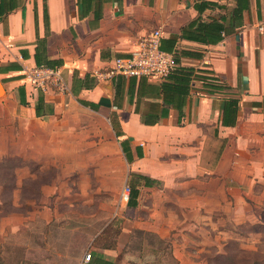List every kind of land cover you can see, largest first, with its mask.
Wrapping results in <instances>:
<instances>
[{
	"label": "crops",
	"instance_id": "1",
	"mask_svg": "<svg viewBox=\"0 0 264 264\" xmlns=\"http://www.w3.org/2000/svg\"><path fill=\"white\" fill-rule=\"evenodd\" d=\"M200 1L91 0L81 5L79 0H0V146L5 147L0 153L38 161L57 139L62 112L80 106L100 113L110 124L115 120L119 135H114L127 165L125 185L130 173L153 180L138 184L137 205L126 207L136 208L142 194L154 189L207 188L218 183L225 193H235L238 202L237 187L255 182L253 173L264 174V0H247L241 24L214 44L177 37L180 28L197 17L194 7ZM206 1L224 9L208 8L202 16L225 12L228 26L236 0ZM155 29L161 30L163 39L175 40L173 53L182 65L217 76L227 88L210 93L196 78L181 114L170 107L167 116L145 124L144 118L155 116L152 108L157 110L161 103L150 86L160 81L135 78L132 91L130 77H123L115 96L116 77L94 86L85 77L129 52L141 35ZM181 50L199 51L202 56H180ZM44 65L61 68L69 93H41L24 80V67ZM39 98L46 105L41 116L35 112ZM228 98L238 101L233 125L221 123ZM80 101L96 105L95 109ZM214 205L218 208L220 201ZM157 229L162 238H169L168 230ZM118 250L119 246L94 248L91 259L82 264H131ZM178 264L187 262L179 259Z\"/></svg>",
	"mask_w": 264,
	"mask_h": 264
},
{
	"label": "rangeland",
	"instance_id": "2",
	"mask_svg": "<svg viewBox=\"0 0 264 264\" xmlns=\"http://www.w3.org/2000/svg\"><path fill=\"white\" fill-rule=\"evenodd\" d=\"M62 114L38 161L0 153V264H82L111 246L131 264H264V174L237 187L238 202L218 183L154 189L128 208L109 121L80 106Z\"/></svg>",
	"mask_w": 264,
	"mask_h": 264
},
{
	"label": "trees",
	"instance_id": "3",
	"mask_svg": "<svg viewBox=\"0 0 264 264\" xmlns=\"http://www.w3.org/2000/svg\"><path fill=\"white\" fill-rule=\"evenodd\" d=\"M119 1V0H118ZM81 5H85L90 3L91 0H79ZM223 8L222 5L217 4L215 1H206L202 0L200 3H196L195 9L198 13L197 17L191 20L188 24L182 26L180 28V33L177 37L187 40H193L204 44H214L218 41L222 40L224 34H227L230 30L239 26L242 22V12L244 9L248 8L247 0H236V5L234 9L230 12L228 26L225 24L226 14L221 13L217 17H208L205 19L202 16L204 10L208 8ZM175 40L173 38L161 39V48L167 52L173 54L174 66L167 77L160 81L157 84H151L150 86L157 91V96L161 99V103L159 104L158 109L152 108L153 114L155 116H151V118H144L145 124H154L158 121L160 117H165L168 114V110L170 107L176 109L179 114L182 112V108L185 104L186 97L189 93L191 82L200 78L203 82L205 90L210 93H223L226 91L227 86L221 81L220 78L213 74H209L206 72H202L194 68L193 66L182 65L180 62V57L173 53V46ZM180 56L184 57H195L200 58L202 53L199 51H190V50H181ZM47 66V65H44ZM54 67V66H47ZM92 81V85L94 86L97 81L93 77V75H89L85 77ZM123 80L122 76H117L114 85L115 96L117 92H119V86L121 85ZM135 77L129 78L130 90L133 91V87L131 85L134 83ZM141 83L144 79L139 80ZM89 86V85H87ZM89 86V87H91ZM88 87V88H89ZM23 102V99H21ZM81 104L85 106H90L95 109L94 104L87 103L85 101H80ZM237 99L228 98L224 101L222 110L223 116L221 123L223 125H233L236 120V112H237ZM46 107L44 101L39 98L38 103L35 105V112L37 116H41L42 112L46 111L44 108ZM137 109V106H136ZM49 111V110H48ZM44 114V113H43ZM228 117V118H226ZM149 119H151L149 121ZM111 126L116 136L119 135V131L117 129V124L114 119L111 120ZM123 148V147H122ZM219 151L217 152L216 159L218 158ZM151 184L153 180H151L148 176L130 173V177L128 179L127 186L129 188L128 198L126 200V204L128 207H135L137 205V197H138V189L137 185L140 183ZM170 246V244H169ZM103 248H115V246L111 247H102ZM92 256V254H91ZM97 260H104L101 257H97ZM104 264H112L109 261H101ZM174 264H178V260H175ZM253 264H259L258 262H254Z\"/></svg>",
	"mask_w": 264,
	"mask_h": 264
},
{
	"label": "built area",
	"instance_id": "4",
	"mask_svg": "<svg viewBox=\"0 0 264 264\" xmlns=\"http://www.w3.org/2000/svg\"><path fill=\"white\" fill-rule=\"evenodd\" d=\"M161 39L162 33L159 29L141 35L129 52L113 57L104 69L94 71L93 77L96 81L109 82L117 76L164 80L174 66V59L172 53L161 48ZM23 78L32 89L41 93L53 90L64 95L70 91L60 67H24ZM128 193L129 188L126 185L123 190L126 200ZM83 259L89 261L91 253H87Z\"/></svg>",
	"mask_w": 264,
	"mask_h": 264
}]
</instances>
